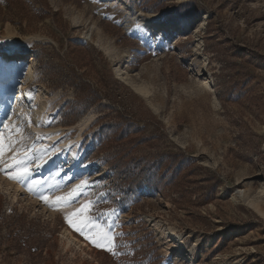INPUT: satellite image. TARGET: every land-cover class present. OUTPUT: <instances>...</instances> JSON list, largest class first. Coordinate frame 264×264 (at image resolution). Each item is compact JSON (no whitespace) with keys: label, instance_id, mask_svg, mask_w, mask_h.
Returning <instances> with one entry per match:
<instances>
[{"label":"rangeland","instance_id":"obj_1","mask_svg":"<svg viewBox=\"0 0 264 264\" xmlns=\"http://www.w3.org/2000/svg\"><path fill=\"white\" fill-rule=\"evenodd\" d=\"M42 2L46 18L30 30L0 5V54L17 69L8 73L16 87L0 130L20 125L26 144L49 150L32 179L59 172L44 184L60 185L53 196L90 182L80 203L98 200L97 214L115 210L98 218L120 234L118 254L93 246L62 212L0 174V264H264V0ZM69 40L101 52L124 86L118 94L139 129L127 161L181 154V191L133 181L132 164H109L95 141L96 109L67 123L75 93L55 88L48 74L67 70Z\"/></svg>","mask_w":264,"mask_h":264},{"label":"trees","instance_id":"obj_2","mask_svg":"<svg viewBox=\"0 0 264 264\" xmlns=\"http://www.w3.org/2000/svg\"><path fill=\"white\" fill-rule=\"evenodd\" d=\"M0 0L8 12L15 11L21 25L26 24V30L32 29L37 21L46 18L45 7L42 0ZM207 42H204L206 46ZM65 61L68 60L67 70L59 73L52 71L49 74L55 88H71L75 97L65 104L67 123L76 124L89 112L98 111L95 141L99 150L108 153L106 161L116 169L123 165H133L131 169L132 180L142 178L152 186L155 183L168 185L176 193L182 190L185 179L182 176L184 163L181 154L163 153L154 163L145 160L127 161L130 150L137 146L139 129L135 123L132 108L125 104L124 98L118 94L122 86L114 78L111 63L101 53L93 51L80 42L69 40L65 51ZM98 60H96L97 57ZM44 59L40 58L38 66ZM97 61L99 71H97ZM52 65V64H51ZM78 73H82L79 76ZM119 165V166H117Z\"/></svg>","mask_w":264,"mask_h":264},{"label":"snow or ice","instance_id":"obj_3","mask_svg":"<svg viewBox=\"0 0 264 264\" xmlns=\"http://www.w3.org/2000/svg\"><path fill=\"white\" fill-rule=\"evenodd\" d=\"M31 123V119H29V127H31ZM3 127L9 131V135L6 137L4 132L0 130V174H3L9 181L24 186L30 194L35 195L48 208L62 212L64 222L93 246L117 255L116 240L120 234L114 233L111 225L105 226L98 218V215H114L115 210L97 214L98 200L87 199L80 203L81 199L87 195V189L91 186L88 180H81L68 192L53 196V190L60 189L59 184L45 188L43 181L32 179L36 170L33 165L37 164V161L49 150L43 149L38 154V150L33 146L34 142L33 145L26 144L25 141L31 139V136L23 133L22 126L13 125L10 127L5 123ZM16 134H20L19 138H14ZM39 138L37 135L36 139ZM8 153L11 155H8L6 159ZM39 166L37 164V167ZM57 175L60 173L58 172ZM102 198L103 194H100L99 199L102 200ZM78 203L80 206L73 208V205ZM69 208L72 210L64 211Z\"/></svg>","mask_w":264,"mask_h":264},{"label":"bare ground","instance_id":"obj_4","mask_svg":"<svg viewBox=\"0 0 264 264\" xmlns=\"http://www.w3.org/2000/svg\"><path fill=\"white\" fill-rule=\"evenodd\" d=\"M104 1V0H101ZM125 9V8H124ZM130 14L128 15V17L130 18ZM138 26L139 27H148L149 30H152L154 32H160V33H164L168 28H164V27H157V26H153L147 22H143V21H138ZM197 48H203V44L199 43V45L197 46ZM6 56L7 54H0V123L2 124L5 120L2 117L5 109L10 106V101L12 99V95L14 94V89L16 87V84L11 80L8 79V73L9 71H12L14 69H16V66H14L13 63L6 61ZM17 70V69H16ZM13 74H15L14 72H12ZM7 93L8 96L7 97H3V94ZM8 125L11 127V125L8 123ZM4 135L7 137L9 135L8 130L4 129L3 130ZM50 133V132H49ZM52 136V135H50ZM56 136V135H55ZM54 137V134H53ZM53 140V138H52ZM73 155H75L78 159L74 162L75 165L79 164V158L80 155H77L76 153H73ZM45 157V156H44ZM47 173V172H46ZM49 174V181H53L52 179L56 176L57 177V173L56 172H52V171H48ZM45 174V169L41 170V176H44ZM40 181H43L44 184H46V180L43 179H39ZM47 180V181H48ZM71 239L77 240L80 244H84L86 245V243L79 241L75 236L70 235ZM192 264H197L192 262Z\"/></svg>","mask_w":264,"mask_h":264}]
</instances>
